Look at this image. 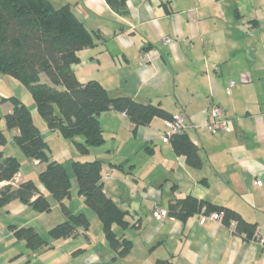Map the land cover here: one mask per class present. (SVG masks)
I'll return each instance as SVG.
<instances>
[{"label": "crops", "instance_id": "0c3cea01", "mask_svg": "<svg viewBox=\"0 0 264 264\" xmlns=\"http://www.w3.org/2000/svg\"><path fill=\"white\" fill-rule=\"evenodd\" d=\"M50 1L55 7L70 3L93 34V45L78 51L79 60L71 66L77 78L100 81L111 97L130 96L160 104L172 115L183 114L182 131L202 158L200 168L190 167L170 141L162 140L168 119L154 117L133 131L123 112L100 113L105 141L89 151L98 150L102 175L110 173L103 179L104 192L127 211L130 222L116 233L130 239L132 247L127 255L115 257L108 244L106 256H94L92 264H159V259L173 264H264V0H126L124 14L106 0ZM164 36L171 41L163 43ZM230 79L236 85L227 93ZM212 104L233 119L230 131L206 128ZM40 130L42 136L57 133L46 123ZM11 133L19 130L12 128ZM31 160L39 166L38 178L44 164ZM256 178L262 185L254 184ZM25 179L31 178L19 170L12 180L0 182V188ZM71 181L70 200L77 192L75 179ZM186 195L235 209L256 223L258 239H245L219 220L201 222L198 211L184 220L152 216L154 206L166 209L171 200ZM82 205L81 212L89 214ZM30 209L18 199L0 206V264H33L35 251L9 228L30 225L36 217Z\"/></svg>", "mask_w": 264, "mask_h": 264}, {"label": "trees", "instance_id": "16d2710c", "mask_svg": "<svg viewBox=\"0 0 264 264\" xmlns=\"http://www.w3.org/2000/svg\"><path fill=\"white\" fill-rule=\"evenodd\" d=\"M106 1L120 14L126 12V0ZM92 45V32L78 19L70 3L55 7L50 0H0V71L27 86L48 129L73 139L81 154H87L90 147L104 143L98 118L104 111L123 112L132 122L133 131L140 125H148L154 117L168 120L173 117L160 104L142 103L125 95L111 97L106 87L96 79L81 82L71 66L79 60L78 51ZM41 73L50 83L41 81ZM7 100L12 101L13 107L3 115L5 128H17L19 133L13 136V140L23 154L44 164L38 179L45 192L32 179H25L16 186L6 183L0 188V206L18 199L39 213H47L51 211L53 199L64 215L62 221L45 233H40L32 225L9 226L32 251H38L50 247L51 239L75 237L80 231H86L90 220L84 212H73L67 205L65 200L71 196L72 190L71 176L63 163L50 159L46 152L48 143L34 123L27 104L16 96L2 98L3 102ZM5 128L0 126V146L7 142ZM168 141L176 155L184 156L188 166H202L198 146L185 131L175 133ZM102 163L101 159L95 158L72 160L69 165L77 194L98 216L110 248L117 253L115 257H121L129 253L132 241L118 235L113 224L126 228L130 222L126 217L127 211L104 192L103 179L107 178L105 174L108 172L102 175ZM110 164L122 167V163ZM19 170V160L1 149L0 182L12 180ZM46 194L51 195L50 200ZM202 208L206 214L221 212L224 225L234 221L233 233L249 240L258 239L256 223L246 221L238 211L225 205L186 195L171 200L166 209L169 216L184 220ZM158 263L173 264L163 259Z\"/></svg>", "mask_w": 264, "mask_h": 264}, {"label": "rangeland", "instance_id": "374dc122", "mask_svg": "<svg viewBox=\"0 0 264 264\" xmlns=\"http://www.w3.org/2000/svg\"><path fill=\"white\" fill-rule=\"evenodd\" d=\"M40 78L41 81L50 83L44 73H41ZM8 96H16L27 104L33 116V121L39 128H41L42 124L45 125V121L39 115L36 109V104L32 99L27 86L17 78L4 74L0 71L1 127L5 128L3 115L9 111V107H13L11 100H7L5 102L2 101V98ZM30 101L32 104H29ZM4 133L7 139V145L4 150L5 153L7 155L15 156L20 162V171L22 173H26L31 179L34 178L37 184L43 186L37 178L39 166L37 167L33 165L32 160L23 154L19 146L13 140L11 129L5 128ZM44 133L43 137L48 143V148L46 149L47 154L50 159H55L64 164V166L68 169L72 180L75 179L69 165L72 160L95 159L96 157L99 158V155H101L96 149H92L87 154H81L77 151L73 139L64 138L59 133H55L52 136L48 133ZM75 139L82 140L81 137H76ZM139 158L140 157L136 155L133 157V160L137 162ZM73 195V198L71 200L67 199L66 203H69L73 208L75 207L76 211L74 212H81L80 205H87L83 202L82 197H78L77 192ZM51 205V211L47 213L40 214L33 209H30L36 216L30 220V225H33L40 233H45L50 227L64 219V215L62 214L59 206L55 202H52ZM85 208H87V211L90 212L89 214H85L90 220L89 228L86 231H80V233L75 237L63 238L64 242L62 240L56 241V239H51V243L54 245L52 248H49L47 251L38 250L33 252L31 257L33 264H92L94 262V256L98 258L106 256V252L109 250V247L107 239L102 231V224L93 210L89 207ZM113 228L115 232L120 231L121 233L123 230V228L117 224H113Z\"/></svg>", "mask_w": 264, "mask_h": 264}, {"label": "built area", "instance_id": "2783aa9c", "mask_svg": "<svg viewBox=\"0 0 264 264\" xmlns=\"http://www.w3.org/2000/svg\"><path fill=\"white\" fill-rule=\"evenodd\" d=\"M163 43H168L171 41L169 36H164L162 38ZM142 60L145 59L143 55ZM215 70H218V66H214ZM236 85V80L230 79L226 86V92L230 93L232 88ZM232 118L224 115L223 109L216 104H212L209 107L208 119L205 123L206 128L212 133L219 132H228L231 129ZM185 116L183 114H174L173 117L166 122V129L162 132L161 138L163 141H168L171 136L175 133L180 132L185 127ZM106 177L109 176L108 173L105 174ZM254 184L257 186L262 185V181L259 178L254 180ZM200 221L203 222L206 219H215L222 221V213L211 212L209 214L204 213V208L200 210ZM152 216L157 220H162L163 218L168 216V211L165 208H160L158 206H154L152 209ZM224 224V223H223ZM230 231H233L235 228V222L230 221L228 225H226ZM261 245L264 247V240H260Z\"/></svg>", "mask_w": 264, "mask_h": 264}]
</instances>
